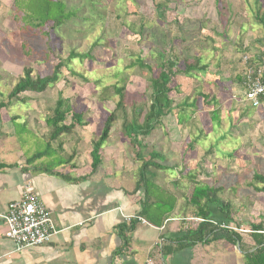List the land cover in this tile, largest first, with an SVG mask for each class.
Wrapping results in <instances>:
<instances>
[{
	"label": "rangeland",
	"instance_id": "374dc122",
	"mask_svg": "<svg viewBox=\"0 0 264 264\" xmlns=\"http://www.w3.org/2000/svg\"><path fill=\"white\" fill-rule=\"evenodd\" d=\"M14 1L0 0V101L24 67L31 68L32 75L44 76L58 63L57 56L64 59L71 50L88 52L91 57L66 61L58 81L43 93L23 92L17 104L1 108L6 118L17 113L24 122L29 121L34 133L19 134L28 152L43 147L42 136L50 131L44 124L45 114L58 96L82 114L85 126L75 125L74 131L61 134L62 139L74 141L78 135L96 138L111 112L115 113L110 128L113 139L125 136L123 112L127 120L136 117L142 124L149 105L150 74L131 63L139 56L156 75L160 53L176 59V68L182 73L171 79L172 111L147 136L138 137V143L147 146L143 153L160 152L165 158L161 164L176 165L170 174L183 184L184 202L192 186L188 173L214 186L217 196L234 208L233 227L238 226L239 218L244 219L242 209L246 208L249 216V212L264 211V196L254 190L258 184L252 182L253 172L264 174V102L253 107L245 101L244 89L235 80L243 71L248 74L249 69H244L249 65L264 74V27L257 21L264 0H164L163 17L155 8L159 0H63L75 15L56 28H50V22L41 28L30 26L23 20L24 9ZM196 58L200 59L198 66L205 65V69L183 74L185 64H194ZM114 87L123 88L120 108L116 107L120 97ZM197 92L208 95L209 101L220 97L222 103H204ZM184 101L193 105L182 106ZM179 115L185 119L182 125L177 123ZM16 131L19 133L18 126ZM242 131L246 135L238 136ZM126 141L131 148V141ZM142 149L136 147L134 155ZM195 163L204 171L187 169ZM156 181L163 184L161 179ZM223 244L215 243L213 264H222Z\"/></svg>",
	"mask_w": 264,
	"mask_h": 264
},
{
	"label": "crops",
	"instance_id": "0c3cea01",
	"mask_svg": "<svg viewBox=\"0 0 264 264\" xmlns=\"http://www.w3.org/2000/svg\"><path fill=\"white\" fill-rule=\"evenodd\" d=\"M242 75L243 73L239 75L241 83ZM241 83L238 84L239 87ZM243 99L242 102L245 103ZM220 101L222 103V98L219 97L215 105L218 106ZM46 115L47 112L45 117ZM162 119L163 117L160 122ZM28 122H24V117L17 113L6 118L1 114L0 108V264H146L148 260L152 264H213L214 245L218 241L178 248L177 241L187 228L185 226L192 223H186L184 219L192 216L189 208L183 206V184L173 185L178 180H174L170 172L176 171V165L164 164L165 169L154 171L156 179H161L163 183L160 186L165 185L162 187L177 197L172 213L158 226L142 217L149 225L135 219L128 222L125 220L126 215L139 216L137 214L143 194L141 190H135V185L139 167L145 159L134 155L136 146L132 142L131 148L127 145L126 138L130 139L123 135L116 140L109 134L99 149L100 163L92 170L90 151L91 141L95 138L83 135H78L74 141L71 138H60L54 140L47 150L48 134H44L43 147L38 151L44 150L46 153L30 161L29 158L38 151L28 152L26 142L19 136L31 133L32 128ZM177 123L182 125L180 121ZM17 126L19 133L16 131ZM72 130H75V126ZM243 135L246 132L238 134ZM238 136L234 137L238 139ZM221 138L224 139L225 134ZM141 146L142 151L147 149L142 143ZM236 150L237 148L233 149L231 153ZM187 169L204 171L200 163L188 166ZM160 171L165 172V177H162L164 179L161 178V173L164 172ZM194 178L198 180L195 175ZM188 181L191 183L189 179ZM156 183L159 184L158 181ZM26 186L38 196L49 212L57 233L46 244L16 250L13 242L4 237L2 215L11 201L20 198ZM258 193L264 196L262 192ZM258 209L259 207H255V210ZM242 210L245 222L239 218V222L235 223L239 228L234 226L243 230L237 231L240 241L230 244L219 240L227 245H222L226 249L219 257L222 264H245V253L254 249L250 226L258 223L264 225V211L259 210L253 215L249 212V216L246 208ZM212 215L217 217L214 211ZM233 222L232 218L229 228L233 227ZM131 224H134L133 227ZM121 228L124 230L121 231ZM157 241H160L161 247L155 246ZM163 245L174 247L173 251L163 254Z\"/></svg>",
	"mask_w": 264,
	"mask_h": 264
},
{
	"label": "trees",
	"instance_id": "16d2710c",
	"mask_svg": "<svg viewBox=\"0 0 264 264\" xmlns=\"http://www.w3.org/2000/svg\"><path fill=\"white\" fill-rule=\"evenodd\" d=\"M217 2V0H216ZM15 5L24 9L23 20L29 21L28 24L33 27L41 28L46 23L50 22V28H56L63 24L71 16L75 15L74 11L67 10L63 0H15ZM164 0H159L155 3L156 12L159 17H163L165 12ZM34 20V22H33ZM257 21L264 27V11L261 15L257 16ZM46 37L48 32H45ZM47 45V43H46ZM58 63L53 66L50 74L40 76L32 75V70L29 67L22 69V75L18 78L10 92L6 95L5 99L0 101V108H10L17 104L20 100V94L23 92L43 93L46 89L51 87L58 81L60 68L72 58H91L88 52L75 53L73 50L69 51L65 58L57 56ZM200 59L196 58L195 63H186L183 69V74L193 73V71H202L205 65L198 66ZM176 59L171 57H163L159 53L158 64L155 67L157 74H152V68L144 63L142 58L136 57L131 65H138L145 68L149 72L147 84L150 89L149 105L144 114L143 123L137 122L136 117L132 120H127L123 112L122 118L124 119L125 135L130 141L139 148L141 144L138 143L140 136H147L154 127L160 123V119L169 114L173 109V101L169 96L172 90L170 83L175 73H182L176 68ZM257 70L258 67H250ZM244 69V70H245ZM71 74H76L70 70ZM244 73V71H243ZM255 75V74H254ZM243 77V75H242ZM235 80L238 84L241 83L240 76H236ZM245 78H242V87ZM114 91L119 95L120 99L116 103V107L120 108L123 105V88L114 87ZM197 95L202 97L203 102L209 104L210 101L215 103V98L197 92ZM264 102V98H261ZM193 103L182 102V106H192ZM178 106V104L176 105ZM47 112V111H46ZM48 113V112H47ZM213 114V113H212ZM82 114L73 111L71 104L67 99L58 96L55 101L54 107L46 115L45 124L50 127L48 133V142L46 149H50V144L54 140H60L61 134H68L72 132L75 125H83ZM115 118V113L111 112L105 119L100 134L91 141V168L94 170L100 163L99 149L101 145L108 139L110 134L111 123ZM177 121L184 122L185 119L182 115L177 117ZM146 150V148H145ZM44 151V150H43ZM38 151L29 158L30 161L41 157L46 152ZM136 156L142 161L138 178L135 185V190H141L143 200L141 203L140 211L137 215L147 220L149 223L158 226L170 215L175 207L177 197L172 196L171 192L156 183L155 169H165L166 166L161 164L163 157L159 152L151 151L144 155L142 150L136 152ZM160 156V157H158ZM160 158V160H159ZM159 160L160 162H157ZM188 179L191 181L190 196L183 204L184 207L190 209L192 217L203 219L200 223H190L187 228L182 232L179 237L178 248L191 247L196 243L208 244L214 241L224 240L227 243L234 244L240 241V235L237 231L231 228L222 227L221 225L228 226L232 221L231 213L233 211L232 204L217 196V189L214 186H209L199 180H195L194 175L188 173ZM253 183L262 184L260 187L254 186V189L264 194V175L254 172L252 176ZM250 186H253V184ZM179 184L178 181L173 182V185ZM168 201V202H167ZM213 211L217 217L212 215ZM264 221V220H263ZM134 224H131L133 227ZM238 225V224H237ZM251 238L254 241V249L245 253V264H264V225L262 223L252 224ZM239 228V225L237 226ZM124 230L121 228V231ZM263 232V233H261ZM126 242V241H125ZM161 247V246H160ZM174 248V247H173ZM173 248L162 246V253L168 254L173 251Z\"/></svg>",
	"mask_w": 264,
	"mask_h": 264
},
{
	"label": "built area",
	"instance_id": "2783aa9c",
	"mask_svg": "<svg viewBox=\"0 0 264 264\" xmlns=\"http://www.w3.org/2000/svg\"><path fill=\"white\" fill-rule=\"evenodd\" d=\"M248 69V74L243 73L245 78V81H243V95L244 99L249 101L253 107H257L262 102L261 98H264V74L260 70ZM2 218L5 226L4 237L13 242L16 250L46 244L57 233L49 212L38 196L27 186L23 189L19 199L11 201L7 205ZM132 219L149 225L148 222L139 216H125V220L128 222ZM184 221L196 224L203 222V219L189 217L185 218ZM221 226L229 228L225 225ZM231 228L235 231L243 232L241 229ZM155 246L160 247V241H157ZM146 264L152 263L148 260Z\"/></svg>",
	"mask_w": 264,
	"mask_h": 264
}]
</instances>
